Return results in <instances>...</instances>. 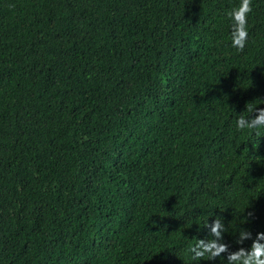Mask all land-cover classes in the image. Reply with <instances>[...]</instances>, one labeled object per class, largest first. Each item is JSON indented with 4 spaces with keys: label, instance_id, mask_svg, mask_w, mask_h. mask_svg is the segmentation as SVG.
Wrapping results in <instances>:
<instances>
[{
    "label": "trees",
    "instance_id": "16d2710c",
    "mask_svg": "<svg viewBox=\"0 0 264 264\" xmlns=\"http://www.w3.org/2000/svg\"><path fill=\"white\" fill-rule=\"evenodd\" d=\"M239 3L0 0V264H227L189 251L217 217L250 249L264 127L236 121L264 108V0L240 52Z\"/></svg>",
    "mask_w": 264,
    "mask_h": 264
},
{
    "label": "clouds",
    "instance_id": "9594fccd",
    "mask_svg": "<svg viewBox=\"0 0 264 264\" xmlns=\"http://www.w3.org/2000/svg\"><path fill=\"white\" fill-rule=\"evenodd\" d=\"M252 11V0H240L237 7L226 12V16L231 21V47L238 52L243 51L248 39L247 17ZM256 112L254 118H245L240 116L236 121V127L239 130L244 129H259L264 127V108L248 107V112L251 114ZM249 215H252L249 213ZM247 222V221H245ZM210 228L212 239H199L189 251L192 254V259L198 260H213L221 256L222 253H227V264H264V233H257L250 249L246 250L243 247L234 252L229 251V246L222 241V233L226 231L222 220L217 217L213 220ZM251 233L247 230L240 229L238 233L237 243L242 244L244 240L251 239Z\"/></svg>",
    "mask_w": 264,
    "mask_h": 264
}]
</instances>
